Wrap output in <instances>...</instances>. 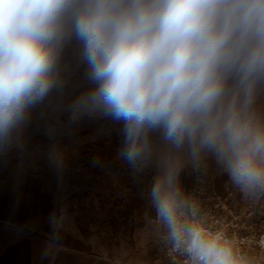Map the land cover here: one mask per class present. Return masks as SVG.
I'll list each match as a JSON object with an SVG mask.
<instances>
[{"label":"clouds","instance_id":"clouds-1","mask_svg":"<svg viewBox=\"0 0 264 264\" xmlns=\"http://www.w3.org/2000/svg\"><path fill=\"white\" fill-rule=\"evenodd\" d=\"M73 40L93 87L71 116L122 123L119 155L134 170L157 157L149 197L170 252L257 264L180 173L210 157L244 198L264 199V0H0V147L62 86Z\"/></svg>","mask_w":264,"mask_h":264},{"label":"rangeland","instance_id":"rangeland-1","mask_svg":"<svg viewBox=\"0 0 264 264\" xmlns=\"http://www.w3.org/2000/svg\"><path fill=\"white\" fill-rule=\"evenodd\" d=\"M85 69L83 63L69 69L65 90H52L45 102L31 109L21 136L9 149L11 157L44 177L52 198L61 200L60 204L80 196L82 204L86 205L85 198L93 196V206L109 228L130 230L133 243L136 238L149 242L158 234L155 241L161 249V227L155 221V209L149 197L159 171L158 159L154 156L142 169L134 170L119 155L122 123L99 114L72 118V102L93 87L85 78ZM260 105L264 108V97ZM33 120L34 128L30 133ZM152 138L159 151V134L154 133ZM198 170L213 185L231 189L240 199L251 202L264 218V199L244 198L210 157ZM194 172L192 164L186 162L180 173V183L187 194Z\"/></svg>","mask_w":264,"mask_h":264},{"label":"crops","instance_id":"crops-1","mask_svg":"<svg viewBox=\"0 0 264 264\" xmlns=\"http://www.w3.org/2000/svg\"><path fill=\"white\" fill-rule=\"evenodd\" d=\"M82 63L73 40L61 57L62 86L53 90H65L68 70ZM31 128L30 133L34 120ZM18 133L0 147V175L11 168L0 179V264H172L164 255L162 228L161 249L158 234L149 242L136 238L133 243L130 230H114L101 220L93 196L85 198L86 205L80 196L61 204L52 198L46 179L11 157ZM254 257L264 264V251Z\"/></svg>","mask_w":264,"mask_h":264},{"label":"built area","instance_id":"built-area-1","mask_svg":"<svg viewBox=\"0 0 264 264\" xmlns=\"http://www.w3.org/2000/svg\"><path fill=\"white\" fill-rule=\"evenodd\" d=\"M188 194L199 202L209 223L226 227L246 253L257 256L264 251V218L251 202L240 199L231 189L213 185L201 170H195ZM164 255L172 264H186L184 257L170 252L167 243Z\"/></svg>","mask_w":264,"mask_h":264},{"label":"trees","instance_id":"trees-1","mask_svg":"<svg viewBox=\"0 0 264 264\" xmlns=\"http://www.w3.org/2000/svg\"><path fill=\"white\" fill-rule=\"evenodd\" d=\"M21 127L19 128V133H18V139H19V137L21 136ZM79 133H81V134H83L84 132H79ZM10 169L11 168H9V169H7L2 175H0V179H2V178H4L6 175H8L9 174V172H10Z\"/></svg>","mask_w":264,"mask_h":264}]
</instances>
